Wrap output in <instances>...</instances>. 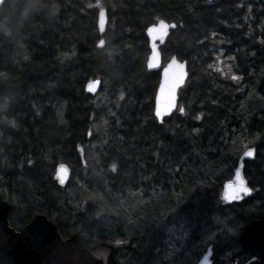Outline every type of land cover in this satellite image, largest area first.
<instances>
[{
    "label": "trees",
    "instance_id": "1",
    "mask_svg": "<svg viewBox=\"0 0 264 264\" xmlns=\"http://www.w3.org/2000/svg\"><path fill=\"white\" fill-rule=\"evenodd\" d=\"M97 1L39 0L45 7L34 11V0H5L0 8V196L11 226L45 215L63 238L111 242L119 264H195L208 244L214 264H244L259 252L238 236L264 215V0ZM100 6L103 48L95 44ZM157 18L176 24L161 46L163 65L173 55L188 65L185 112L162 123L154 116L161 72L147 67L146 30ZM221 55L242 79L221 73ZM96 78L93 96L86 86ZM245 144L257 147L245 164L257 191L225 205L220 186ZM60 162L72 170L66 186L54 179Z\"/></svg>",
    "mask_w": 264,
    "mask_h": 264
},
{
    "label": "water",
    "instance_id": "2",
    "mask_svg": "<svg viewBox=\"0 0 264 264\" xmlns=\"http://www.w3.org/2000/svg\"><path fill=\"white\" fill-rule=\"evenodd\" d=\"M4 2L5 0H3V3H0V8ZM103 10L106 17L105 29L107 30V11L105 8H103ZM171 29L172 28H169L168 34L165 37H160L159 33H156L155 42L157 44V56L153 61L154 66L151 68L148 67V69L151 71L160 70L161 72L159 85L155 94L154 116L156 105L159 102L157 98L161 95L160 86L164 82L163 68L166 66H163L160 47L165 45ZM146 34L149 39V47L151 49V52L148 56L149 60L152 59L153 37L150 36L147 30ZM185 70L187 73L185 77L186 83L188 79L187 63ZM185 83L177 89V105L179 100V90L185 85ZM87 86L86 89L88 91ZM100 88L101 85L97 87V91L95 93L88 92L95 96L100 91ZM176 111V109H173L172 113L165 114L163 120L166 117L172 116ZM157 120L159 123L163 122V120L160 118H157ZM255 149L257 152L256 147ZM254 157L246 158L243 157L242 153L238 159L237 167L241 168L242 175L246 181L247 179L244 174L245 161L251 160ZM61 165L64 166L63 169H61ZM58 171H62L65 174L64 184L59 183V178L56 175ZM71 176L72 170L67 163L60 162L56 165L54 179L60 186H66L70 181ZM232 180H235V173ZM227 182L224 184L223 192ZM250 195H252V193L247 196L242 194L243 198L249 197ZM225 201L227 203L236 202L227 200ZM10 208L11 204L0 196V264H119L116 259V251L113 244L103 241L92 247H88L85 245L82 236L78 233L72 235L69 238H63L59 233L56 223L45 215H35L31 222L27 224L22 230H16L9 222ZM239 241L246 250H260L259 256L252 257L255 258V260L250 258L245 264H264V215L261 217V219L252 220L245 226L244 230L239 235ZM206 256L208 257V260H205ZM212 256L213 246L209 245L196 264H213Z\"/></svg>",
    "mask_w": 264,
    "mask_h": 264
},
{
    "label": "snow or ice",
    "instance_id": "3",
    "mask_svg": "<svg viewBox=\"0 0 264 264\" xmlns=\"http://www.w3.org/2000/svg\"><path fill=\"white\" fill-rule=\"evenodd\" d=\"M0 3H3V0H0ZM39 3V0H34V11H39L41 8L45 7V5L42 4L40 7H35V4ZM157 23L152 24L148 27L147 31L150 34V36L153 37V43H152V59L148 60V67L151 68L154 66L153 61L155 60L157 56V44L155 42L156 33L158 32L160 37H165L168 34L169 28L174 29L176 27L175 23L170 24L165 19L157 18ZM106 17L105 12L103 10V7L100 6L99 11V19H98V33H97V39L95 40V44L101 48L105 46V36L107 35L106 29ZM215 35V33H213ZM257 40L260 43H264V31H262L261 35L257 37ZM254 54V53H253ZM75 55L74 46L73 50L69 52H62L60 53L61 59H67L71 58V56ZM25 59H28V57H25ZM186 61H182L179 59L176 55L171 56L166 66L163 68V77L164 82L160 86V97H158V103L155 108V117L160 118L163 120V117L165 114H170L173 112V109H176L179 113H184L185 108L184 106H178L176 104V97H177V89L181 85L185 83V77L187 75L186 73ZM209 68H212L213 65L209 64ZM0 75H4L3 73H0ZM233 80H239L242 79V77H238L237 75H232ZM101 85V80L99 78L93 79L88 83V91L95 93L97 91V87ZM125 97V92L121 90L119 92V98L123 99ZM114 115V114H113ZM202 114H198L195 118L197 120L201 119ZM13 125H15V121L11 122ZM119 123V121H117ZM194 131H199V129H194ZM89 136L93 135L92 130L90 129L87 133ZM234 143V141H233ZM83 151V149H81ZM256 152L255 147L249 146L248 144L244 145L243 150V157L246 158H252L254 157ZM33 163L32 159L27 160V164L31 165ZM111 170L115 171L117 168L116 163H112L110 165ZM64 166L61 165V169H63ZM57 177L59 178V183L64 184L65 183V174L62 171H58L56 173ZM257 189L253 186H249V183L245 180L244 176L242 175V170L240 167H236L235 169V180H228L227 185L224 188L223 192V199L227 201H240L243 199L242 194L244 196H247L251 194L252 192L256 191ZM182 195V194H178ZM171 211V209H169ZM231 231V230H229ZM127 241L121 240V239H115L114 243L116 245H121L123 243H126ZM255 260V258H252ZM205 260H208V257H205Z\"/></svg>",
    "mask_w": 264,
    "mask_h": 264
},
{
    "label": "rangeland",
    "instance_id": "4",
    "mask_svg": "<svg viewBox=\"0 0 264 264\" xmlns=\"http://www.w3.org/2000/svg\"><path fill=\"white\" fill-rule=\"evenodd\" d=\"M92 5V4H91ZM96 6V5H100V2H99V0L96 2V3H94L93 4V6ZM216 66H217V68L221 71V73L223 74V75H225L226 77L227 76H230L231 75V71H232V66L230 65V60L228 61V59H226V58H224L222 55L221 56H218V58H217V60H216ZM234 74V73H233ZM229 78H231L232 79V76H230ZM243 146L244 145H237L236 147L240 150V152H242V148H243ZM238 151V150H237ZM237 154L239 155V152H237ZM224 167H226V166H224ZM210 180H212V178L211 179H209V181ZM213 181H215V179L213 178ZM219 183H220V181L219 180H217V182H211V186H209L210 188H213V187H217L218 185H219ZM191 253H188V255H187V257H185L184 258V260L186 261V262H192V261H194V258H192L191 257Z\"/></svg>",
    "mask_w": 264,
    "mask_h": 264
}]
</instances>
